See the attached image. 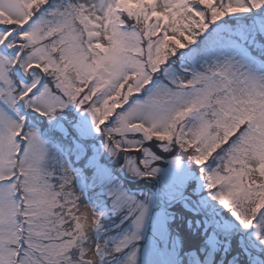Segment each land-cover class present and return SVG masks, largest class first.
Returning a JSON list of instances; mask_svg holds the SVG:
<instances>
[{
  "label": "snow or ice",
  "instance_id": "1",
  "mask_svg": "<svg viewBox=\"0 0 264 264\" xmlns=\"http://www.w3.org/2000/svg\"><path fill=\"white\" fill-rule=\"evenodd\" d=\"M0 264H264V0H0Z\"/></svg>",
  "mask_w": 264,
  "mask_h": 264
}]
</instances>
